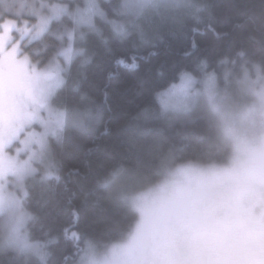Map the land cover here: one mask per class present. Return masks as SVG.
Wrapping results in <instances>:
<instances>
[{
    "label": "trees",
    "instance_id": "16d2710c",
    "mask_svg": "<svg viewBox=\"0 0 264 264\" xmlns=\"http://www.w3.org/2000/svg\"><path fill=\"white\" fill-rule=\"evenodd\" d=\"M122 2L99 0L103 15H95L94 30L87 27L82 35L91 62L79 68V54L73 59L72 75L78 76L81 91L88 96L81 111L98 119L87 130H71L60 146L50 141L59 181L42 180V171L25 180L29 195L21 202L31 214L27 234L44 244L47 260H23L8 251L0 252V264H80L89 242L103 248L129 233L127 205L118 191L129 172L156 182L177 162L230 161L232 142L211 111H163L158 93L177 82L181 73L203 77L212 72L226 100L248 104L252 99L245 85L248 74L256 78L260 73L264 80V0H182L159 16L148 17L145 11L135 20L113 13ZM74 3L7 0L0 8L23 5L27 12L30 5L37 9L43 5L47 11L52 4L73 8ZM73 19L70 12L63 13L38 38L23 36L24 52L43 64L60 45L58 33L72 27ZM112 22L124 23L125 34L117 35ZM21 35L15 33V42ZM80 43L81 39L72 43L74 49L80 51ZM121 56L129 64L134 56L138 67L117 66ZM121 169L105 187L111 173ZM74 209L79 211L78 220Z\"/></svg>",
    "mask_w": 264,
    "mask_h": 264
},
{
    "label": "snow or ice",
    "instance_id": "6c2138e0",
    "mask_svg": "<svg viewBox=\"0 0 264 264\" xmlns=\"http://www.w3.org/2000/svg\"><path fill=\"white\" fill-rule=\"evenodd\" d=\"M6 2L7 0H0V4ZM150 3L152 0H123L119 9L112 11L117 16L121 12L136 16ZM61 11H66V9L53 7L49 15H43L40 9L31 5L27 12L23 5L17 9L10 6L0 8V154H3L5 160L3 150L13 140H19V143L24 145V148L17 149V152L27 150L29 157L21 161L14 169L21 180L24 174L37 173L38 169L33 167V161H38L44 169L42 180L59 181L58 162L50 141L60 146L65 142L71 130L76 128L87 130L91 121L98 119V117L81 111V105L88 99V96L86 92L81 91L82 85L78 76L73 77L72 75L75 62L72 60L70 41L73 38L74 28L58 33L60 45L44 68H37L36 64H32L31 72H29L25 67L30 62L29 58L25 56L23 60L16 59L18 44L15 42V33H25L35 29L36 36H40ZM98 11L94 3L85 5L83 10L78 8L76 24H87L90 29L94 30L92 15ZM33 18H38L36 23L31 22ZM112 29L117 35H124L126 31L122 23L112 22ZM85 43L86 41L81 37L79 68L91 62V57L87 55V48L83 46ZM59 58H62V62ZM131 59L132 63L129 64L121 56L116 59L115 63L117 66L128 68L138 67L135 57ZM180 79L179 90L183 96L187 97L188 89L193 83L192 77L187 73H181ZM212 79L214 78L210 77V81ZM257 83L258 81H253L248 87L259 98L258 104L244 108L229 106L226 98L215 92L212 84L209 83L206 91L211 111L218 119L225 136L235 138L237 125L247 122L257 113L261 117V124L264 125V84H260L257 89ZM176 89L177 86L173 84L165 91L158 93L163 111H168L170 107L173 109L187 108L186 103L172 104L170 102ZM191 94L197 95L198 93L193 91ZM34 123L39 125L41 131L37 132L32 127ZM21 134H24L22 140L19 139ZM7 160L4 175L13 167L11 162L14 158L8 157ZM121 172L123 169L112 172V179L105 181V187L115 181ZM19 188L20 196L15 191H6L4 181L0 182V211L11 213L8 223L0 227L7 229L8 239L12 243L25 244L26 237L20 234L23 215H15V213L20 208L21 198L27 197L29 193L22 185H19ZM73 215L77 220L79 219L78 210L74 209ZM71 236L73 239H79L77 233H71ZM83 252L81 264H116L118 256L116 250L113 249L110 253L98 258L90 243Z\"/></svg>",
    "mask_w": 264,
    "mask_h": 264
},
{
    "label": "rangeland",
    "instance_id": "374dc122",
    "mask_svg": "<svg viewBox=\"0 0 264 264\" xmlns=\"http://www.w3.org/2000/svg\"><path fill=\"white\" fill-rule=\"evenodd\" d=\"M73 8H70L66 4H52L48 7V10L45 11L42 5L40 6V11L43 15H49L52 12L53 7L56 9L64 8L66 11L59 12V18L63 13L70 12L71 17L74 19V23L72 27L68 28L67 30H72L73 28L75 31L73 32V38L70 41L71 48H72V60L75 58L77 54H79V49L75 48L72 43L79 41L82 35L85 34L87 24H76V16H77V9L83 10V7L89 3H94L99 11L92 15V24L93 20L95 19V15L102 17V9L98 4L99 0H74ZM182 0H152V3L148 4L141 13H145L148 17H155L156 15L159 16L163 12L169 11L170 9H175L176 7L182 4ZM140 15V14H139ZM139 15L136 16H128L129 19L133 18L135 20L138 18ZM38 19V18H37ZM51 23V22H50ZM124 24V23H122ZM126 29V26H125ZM29 35L30 40L34 38H38L36 36L35 29L33 32L28 31L22 33V35L18 39V46L19 42H21V38L23 36ZM42 35V34H41ZM76 37V38H75ZM27 56L29 58V63L25 66L29 72H31V65L36 64L37 68H44L49 61V59L43 64L38 61H35L29 57L28 54H22L18 51L16 52V59L23 60L24 57ZM62 62V58H59ZM187 73L192 77L193 83L191 87L188 89L189 95L187 97L183 96V94L179 90V85L181 84V79L177 82H173L174 85L177 86L176 92L171 98L172 104H180L186 103L187 108L179 107V108H169V113H193L196 112H206L211 111V107L208 101V94H207V87L209 83L212 84L214 91L221 93L219 87L217 86V78L214 73L209 72L205 73L203 77L193 75L189 72ZM248 74L250 81L246 80L245 85L247 92L252 95V99L248 104L234 105L226 100V103L229 106L235 108H244L246 106H251L253 104H258L259 98L254 94V92L248 87V85L253 81H258L256 84V88H259L260 84H264V80L261 78L262 76L258 73L256 78L251 77ZM210 77H213L210 81ZM173 84L169 85L171 87ZM167 87L166 89H168ZM166 89L162 90L165 91ZM198 93L197 95H192V92ZM225 97V96H224ZM226 98V97H225ZM158 99L161 98L158 96ZM212 112V111H211ZM44 115V113H41ZM213 114V113H212ZM216 118V116L213 114ZM218 126L220 128V123L216 118ZM37 132L41 131L39 125L33 124L32 126ZM221 129V128H220ZM228 139L232 142L233 153L230 156V161L227 163H209L205 164L202 162H196L193 160H187V162H177L176 165L171 167H166L164 170V176L161 177L156 182L152 183H159L166 180L171 179L173 176L180 174L181 172L187 170H197L205 173L213 174L219 177L224 182L230 184L234 187L238 193L239 200L242 206L246 209L247 212V223L245 225V233L247 238V243L243 248L238 250L235 255V262L234 264H264V232L260 231V225L257 221L258 216H264V125L261 124V117L259 113L253 116L250 120L243 124L237 125V136L235 138L228 137ZM19 139H24V134L20 135ZM35 148V145H33ZM24 145L19 143V140L12 141L3 151H4V158L3 154H0V182L4 181V187L6 191H15L17 195L20 196V188L19 185H22L24 189L27 190L26 179L31 174H24L22 180L19 178L18 173L14 170L19 166L21 161L27 160L29 157V153L27 150L17 152V149H23ZM8 157L14 158L12 161L13 167L6 171L5 175L3 174L4 167L7 166ZM33 167L38 169L37 172L42 171L43 175V165H41L38 161H33ZM37 174V173H35ZM34 174V175H35ZM25 197L21 198L24 199ZM20 203L19 210L15 213V215H23V222L20 226V234L26 237L25 244H16L12 243L8 239V231L5 227H0V252H8L13 251L18 256L22 257L23 260L31 259V257H35L39 262H45L47 260V251L44 248V244H40L37 241H34L29 238V234H27V222L31 216L29 212H27ZM11 213L8 211H0V226L5 225L9 221ZM129 234L126 237L117 240L114 243L108 244L103 248H100L95 243L89 242L97 255V257H102L108 253H110L113 249L116 250L118 256L116 257V264H129L130 254L132 252V245L129 242ZM88 243V244H89ZM87 244V246H88ZM84 255H81V257ZM81 257H80V264H81Z\"/></svg>",
    "mask_w": 264,
    "mask_h": 264
},
{
    "label": "clouds",
    "instance_id": "9594fccd",
    "mask_svg": "<svg viewBox=\"0 0 264 264\" xmlns=\"http://www.w3.org/2000/svg\"><path fill=\"white\" fill-rule=\"evenodd\" d=\"M127 176L118 191L130 221L129 264H234L248 219L234 187L197 170L159 183ZM257 221L264 232V216Z\"/></svg>",
    "mask_w": 264,
    "mask_h": 264
},
{
    "label": "flooded vegetation",
    "instance_id": "af4514ba",
    "mask_svg": "<svg viewBox=\"0 0 264 264\" xmlns=\"http://www.w3.org/2000/svg\"><path fill=\"white\" fill-rule=\"evenodd\" d=\"M17 43V42H16ZM19 52L22 53V54H27L26 52H24V49H23V46H22V41L19 42ZM14 141V140H13Z\"/></svg>",
    "mask_w": 264,
    "mask_h": 264
}]
</instances>
